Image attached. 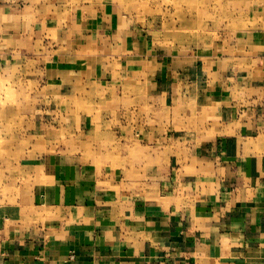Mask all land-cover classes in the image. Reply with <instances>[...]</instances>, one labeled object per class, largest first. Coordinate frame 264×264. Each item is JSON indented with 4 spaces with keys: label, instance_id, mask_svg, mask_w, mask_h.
Listing matches in <instances>:
<instances>
[{
    "label": "crops",
    "instance_id": "crops-1",
    "mask_svg": "<svg viewBox=\"0 0 264 264\" xmlns=\"http://www.w3.org/2000/svg\"><path fill=\"white\" fill-rule=\"evenodd\" d=\"M40 3L0 0V91L24 27L55 31ZM87 12L46 62L53 124L0 111L28 145L0 148V264H264V30L254 52L157 62Z\"/></svg>",
    "mask_w": 264,
    "mask_h": 264
},
{
    "label": "rangeland",
    "instance_id": "rangeland-1",
    "mask_svg": "<svg viewBox=\"0 0 264 264\" xmlns=\"http://www.w3.org/2000/svg\"><path fill=\"white\" fill-rule=\"evenodd\" d=\"M40 2L38 6L40 15L50 17L51 22L47 25L52 26L55 31L51 33L49 28L37 29L36 25H41L39 19L30 22L31 27H24L26 32L31 31L33 34L26 37L24 48L20 50L21 61L16 59V55H9L6 59L9 66L21 63L23 80L17 85L8 84L7 87H2L0 111H11V116H15L34 110L39 113L36 120L39 119L47 125L53 124L55 120L50 113L55 109L56 100L51 96L54 92H51L46 84V62L48 57H52L56 52H63L62 47L70 38L76 42L73 37L75 34L79 36L80 32L76 31L81 29L75 28L74 24L76 18L83 13L85 15V9L88 10L86 14L88 19H91L89 16L93 15L92 11L106 13L101 30L105 31L107 36L112 31H119L121 35L134 33L129 39L130 42L136 43V53L147 49L146 55L155 58L157 62H165V55L173 56L175 53L189 57L199 53L206 58L215 55L239 56L248 51L254 52L255 48L250 39L252 37L255 39L257 31L264 30V0H40ZM18 4L24 3L21 1ZM113 35V39L116 38L117 35L114 33ZM119 39L122 40V36L114 40L115 44ZM117 50L123 53L122 43L118 45ZM112 76L117 77V74L112 71L107 75ZM32 79L39 82V85L31 87L29 81ZM68 91L63 89L62 94ZM111 92L110 89L105 90L107 94ZM15 119L9 118V125ZM62 119L63 117L56 120L60 124V121L63 122ZM7 131H11V128ZM48 131V128L47 130L41 128L39 136L47 137ZM65 135L69 138L71 134ZM65 135L60 133L54 137L56 146L60 145L57 147L63 148ZM71 137H73L71 144L79 143V133L76 132ZM11 143L26 146L27 139L21 134L10 132L0 134V148ZM7 157L12 158V155L7 154ZM7 168L13 169V165ZM4 184L7 185L5 182L0 183Z\"/></svg>",
    "mask_w": 264,
    "mask_h": 264
}]
</instances>
